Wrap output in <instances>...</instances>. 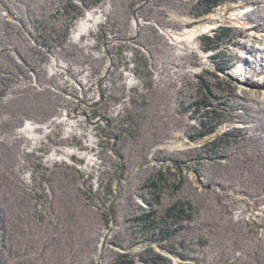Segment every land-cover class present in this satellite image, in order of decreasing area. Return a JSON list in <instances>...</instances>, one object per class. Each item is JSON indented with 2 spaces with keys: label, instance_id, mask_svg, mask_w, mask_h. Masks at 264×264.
Wrapping results in <instances>:
<instances>
[{
  "label": "rangeland",
  "instance_id": "374dc122",
  "mask_svg": "<svg viewBox=\"0 0 264 264\" xmlns=\"http://www.w3.org/2000/svg\"><path fill=\"white\" fill-rule=\"evenodd\" d=\"M93 2L0 0V264H264V37L218 21L192 51L168 38L239 5L264 30V0ZM77 103L66 139L53 120ZM89 128L98 175L49 158Z\"/></svg>",
  "mask_w": 264,
  "mask_h": 264
},
{
  "label": "bare ground",
  "instance_id": "6f19581e",
  "mask_svg": "<svg viewBox=\"0 0 264 264\" xmlns=\"http://www.w3.org/2000/svg\"><path fill=\"white\" fill-rule=\"evenodd\" d=\"M107 8H108V5L104 6L103 9H101V8L97 9L96 8L93 10H88L85 14H83V16H81L80 19L78 20L76 28H74V30H73L72 38L75 41H79L81 39V37L89 35L103 21V15L102 14H103V11L106 10ZM242 13H243V8L240 5L235 7L232 12H230V13L223 12L222 15H220V16H217V15H215V13L212 12L211 14H209V16L205 22H203L201 24L199 23L198 25H195L191 29H189V28L185 29L184 28L183 31L180 33L169 31L168 32V34H169L168 38L170 39V41L173 44H175V45L177 44V45H179V47L182 46V47L186 48L188 51H192L197 47L196 43H195V40L197 39L196 35L201 34V32L208 31V30L212 29L218 21H225V22H229L230 24L238 23L241 26H244V28H248L251 31L258 32L259 37H264V30L263 29L259 30V31L255 30V29L253 30V28L255 27L256 24H254V23L252 24V22H245L244 18L242 17V15H243ZM134 24L138 25L139 24L138 20L137 21L135 20ZM63 63L64 62L62 60H59V59L52 57L50 59L49 64H48V69H49L48 73L51 75L54 74L53 71H57L56 68H58L56 66H58L59 64L63 65ZM243 72H245L244 74H246L249 72V70H245V68H244ZM127 76H128V80H127L128 85H132L136 82L135 78L133 76H131L129 74ZM63 116L64 115L62 114L61 116L54 118L53 121H55L56 123H61V122L65 121ZM35 127L36 126L32 121L27 120L25 122L24 126L21 129H19V131L22 134H25V136L27 138H33L34 140H36L38 136L34 133V129H36ZM37 127H40V126L37 125ZM42 127L44 128V130H46L45 129L46 128L45 123L43 124ZM56 151L57 150H53L52 153L50 154L49 158L55 159V160H59L62 158L64 159L65 155H63L62 153H57ZM65 152L67 155L75 153V151H73V149H71V148L69 150H66Z\"/></svg>",
  "mask_w": 264,
  "mask_h": 264
},
{
  "label": "built area",
  "instance_id": "2783aa9c",
  "mask_svg": "<svg viewBox=\"0 0 264 264\" xmlns=\"http://www.w3.org/2000/svg\"><path fill=\"white\" fill-rule=\"evenodd\" d=\"M80 112H83L81 109L78 108V103L74 105L73 107V110H69L67 109L64 113L61 112L60 114L64 115V119L65 121H63L66 125V127L64 128L65 129V136L64 138L68 139V138H71L73 136V134H77L78 132H75L73 133V131H75L73 128L76 127V124L78 119L74 120V117H77L76 114L80 115ZM59 115V116H61ZM79 131V129H78ZM81 134V133H79ZM82 138H84V141H83V146H82V150L77 148L78 146H74V145H71L69 147H65L63 148V151H62V154L65 155L64 159L63 160H67L70 159L73 155H77L78 157L82 158L81 159V163H80V168L83 170V171H88V172H91L92 175H94V173H96V175L99 174V169L101 168V161L102 159H99L98 157V153H97V146H98V140H97V137L95 136L94 132H93V128H89L88 131H86V133H83V136H80ZM73 149V151H75L74 154H66V150H69V149ZM85 158V160L83 159Z\"/></svg>",
  "mask_w": 264,
  "mask_h": 264
},
{
  "label": "trees",
  "instance_id": "16d2710c",
  "mask_svg": "<svg viewBox=\"0 0 264 264\" xmlns=\"http://www.w3.org/2000/svg\"><path fill=\"white\" fill-rule=\"evenodd\" d=\"M99 2V0H94V2L93 3H98ZM209 6V5H208ZM207 6V7H208ZM206 7V8H207ZM210 7V6H209ZM213 130H214V128H212V129H210L209 128V132H213ZM181 210H180V206H179V203H176L174 206H172V207H170L169 209H167V211H166V213H165V216L164 217H161V219L164 221V222H168L169 220L168 219H170L171 218V216H173L174 215V213L176 214L177 212L179 213ZM138 222H142L143 223V225L144 226H148V227H150L151 225H153L154 224V222H155V216H154V213H152V212H147L146 214H144V215H142L139 219H138ZM167 226H169L168 224H166ZM160 232H161V234L163 235V237H166V235H165V233H169L171 230L169 229V230H163V228L161 227L160 229ZM127 254H124V255H121L120 257L121 258H127ZM158 258H159V260L157 259H155V261L157 262V263H159L158 261H164V259L161 257V256H157ZM116 263H118V264H134L133 263V260L132 259H127V260H123V262H121V261H116Z\"/></svg>",
  "mask_w": 264,
  "mask_h": 264
}]
</instances>
